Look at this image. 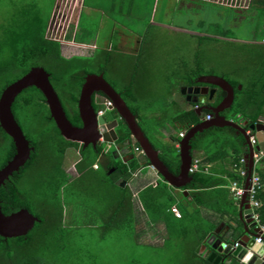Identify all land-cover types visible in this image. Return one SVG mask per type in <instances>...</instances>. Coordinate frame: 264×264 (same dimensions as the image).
Returning <instances> with one entry per match:
<instances>
[{
	"label": "trees",
	"instance_id": "obj_1",
	"mask_svg": "<svg viewBox=\"0 0 264 264\" xmlns=\"http://www.w3.org/2000/svg\"><path fill=\"white\" fill-rule=\"evenodd\" d=\"M181 1L187 3V0ZM188 1L191 4L198 2ZM231 10L236 14V19L241 17L237 12H242L243 20L251 17L260 21L252 42L233 43L213 36L194 35L198 38L195 41L193 69L184 74L174 73V81H171L170 76H163L159 81L156 76L154 88L166 92L163 94L162 105L156 106L148 102L146 97L155 96L159 90L146 91L140 86L146 77L140 73L142 62L139 59L132 63V73L127 74L122 69L124 61L118 59L112 50H98L94 57L67 58L62 54L61 42L48 36V25H41L40 16L34 14L30 7H25L20 15L22 20L17 18L16 24L3 27L2 30L0 97L8 86L25 76L33 67H42L50 74V81L68 119L74 126L80 127L82 121L78 105L86 77L90 74H104L106 78L108 69L112 68L110 70L121 81L120 89L107 78L106 80L135 115L138 125L158 151L160 159L170 172L179 175L180 133L187 134L203 121V116L212 115V112L205 110L203 116L199 115L196 108L199 104L195 103L189 110L176 108L178 112L172 114L168 98L173 88L175 90L182 84L189 83L197 85V79L203 75L222 76L235 91L233 104L223 115L227 119L247 121V130L251 125L264 120V0H251L248 8L242 11ZM204 40H207L205 46ZM207 46L214 54L221 51L220 47L223 49L219 61L226 60L224 72L201 66L202 50ZM94 66H98L100 71L92 72L90 69ZM163 80H169L173 84L165 87ZM226 95L219 88L214 106L219 105ZM93 99V107L97 113L103 111V116L110 121L119 118L115 146L125 149L129 147L128 153L119 155L113 145L109 148L105 144L84 148L77 142L66 140L51 117L44 94L38 88L28 87L16 97L12 112L34 151L25 166L0 187V206L6 215L27 209L40 221L25 236H0V264H48L47 253H61L72 244L80 228L79 213L84 210L89 215L87 226L102 223L97 229L103 231V237L113 230L136 231V198L151 223L160 220L164 222L167 240L174 239V248L182 264H214L209 261L210 254L215 252L212 247L207 246L210 253H202L201 249L211 236L216 235L221 221H226L234 229L227 239L218 236L225 243L239 241L243 229L238 219L239 203L231 193L228 180L216 179L215 169L210 168L209 173H205L204 169L208 164H226L231 157L229 178L243 185L244 178L240 170L244 165L241 161L249 151L245 137L232 127H212L196 134L191 140L192 155L197 158L198 153H203L204 158L199 159L200 169L190 173L192 182L183 189H176L159 175L161 179L156 184H146L135 196L130 182L137 172H147L151 166L150 161L142 153L138 142L135 141L131 147V131L117 111L108 110L103 104L97 105ZM157 112L159 116H155ZM170 114V120L165 119ZM140 120L146 121L147 126H142ZM166 122L174 129L167 140L164 134ZM70 149L77 150L80 155V160L75 164L77 175L73 178L64 167ZM15 154L13 139L0 126V170ZM95 165L98 166L97 169L94 168ZM261 176L264 179L263 174ZM183 190L189 191L188 196L184 195ZM258 199V213L264 224V190L259 192ZM96 202H102L101 206L96 205ZM175 206L180 211L179 218L172 210ZM68 210H71L69 222ZM232 221L238 226L234 228L230 224ZM225 264L243 263L230 252Z\"/></svg>",
	"mask_w": 264,
	"mask_h": 264
},
{
	"label": "rangeland",
	"instance_id": "obj_2",
	"mask_svg": "<svg viewBox=\"0 0 264 264\" xmlns=\"http://www.w3.org/2000/svg\"><path fill=\"white\" fill-rule=\"evenodd\" d=\"M75 1L0 0V39L3 27L16 24L18 19L22 20L20 15L25 7L27 9L30 7L34 14H38L41 19L40 24L45 26L49 24L54 10L48 29L50 38L60 39L64 31L72 33L79 15V10L72 8L74 5L76 6ZM97 1L87 0L78 26L90 31L99 30L100 41L112 36V27L116 25L117 21L119 32L122 31L132 37L149 38L154 36L156 40H154L152 48L157 50V60H155L156 66L152 72L155 73L158 68L161 73L155 75L159 81L163 79L161 77L163 74H184L192 69L195 65V41L198 38L194 35L218 36L231 40H252L255 29L260 24L257 18L246 17L243 20L242 12H237L241 17L236 19V14L231 10H245L251 0H198L193 4L188 0L187 3L181 0H116V11L111 13L113 20L105 17L103 22L101 21V19L103 20L101 12L91 8L96 5ZM106 1H103L105 11H107ZM169 25L174 29H168ZM204 42L205 46L207 40ZM64 47L65 56L71 57L79 53L77 49H72L69 45ZM208 47H204L205 49L202 50L201 66L209 69L215 65V69H222L226 60L221 62L219 60L223 51L221 47L223 48L224 45L220 47L221 51L218 50V54H214ZM110 69L112 68L108 69L106 78L120 89L121 84L114 82V75ZM90 70L99 72L100 68L94 66ZM170 78L171 81H174V75H171ZM164 93L166 92L157 91L153 99L161 102ZM140 122L142 126H147L146 121L140 120ZM79 158L77 150L70 149L67 152L64 167L71 178L77 175L75 164ZM153 171L155 173L153 172V175L145 180L146 184L156 179L157 172ZM96 203L99 206L102 204V202ZM135 205L137 230H113L106 237H103L102 230L97 229L102 223L97 226H87L89 215L85 210L81 211L78 221L80 228L72 240V244L70 243L61 253H47L48 264H132L134 262L137 264H182L174 248V239L167 240L168 234L164 222L160 220L157 223H151L137 198ZM70 220L71 210H68L67 221Z\"/></svg>",
	"mask_w": 264,
	"mask_h": 264
},
{
	"label": "water",
	"instance_id": "obj_3",
	"mask_svg": "<svg viewBox=\"0 0 264 264\" xmlns=\"http://www.w3.org/2000/svg\"><path fill=\"white\" fill-rule=\"evenodd\" d=\"M198 82L221 88L227 95L217 107L206 106L203 107L201 111H198V114L201 115L203 110H210L213 118L210 121L203 120L200 124L191 128L187 132L185 138L181 140V170L179 175H174L160 159L158 151L145 136L137 123L135 115L129 109L122 96L105 79L103 74H90L86 77L78 105L83 125L82 127H78L74 126L68 119L60 98L50 81V74L42 67H33L25 76L8 86L0 97V126L13 139L16 147V154L13 159L0 170V187L4 185L15 172H18L25 166L31 158L32 151H34V148L30 146V141L26 138L12 112V106L16 97L23 90L31 86L38 88L44 94L51 117L55 121L61 135L68 141L83 145L84 148L89 145L97 147L100 146L102 142L111 144L118 140L116 132L118 120L108 123L106 118L103 115H99L93 107V94L95 92L104 93L113 102V106L110 109H115L120 117L125 120L131 131L132 138L139 143L143 154L148 158L151 166L170 186L177 189H183L192 182V177L190 176V167L193 161L191 140L196 134L212 127H232L245 137L246 144L249 148V153L246 156L248 161V176L245 181V194L240 201V218L245 225V233L239 240L240 247L232 253V256L236 257L243 264H264V246L259 251H253L251 247H249L250 244L254 245L256 248L259 247L255 244V239L259 236V229L252 219V211L250 209L247 194L254 169L255 151H264V124L257 123L250 126V129L256 132V138L260 142L258 146H253L245 128L248 123L245 122L244 125H240L222 115V113L228 110L233 104L235 91L232 85L224 78L214 75L202 76L198 79ZM183 91H185V89ZM188 93L196 96L193 102L198 103L199 96L201 95L209 96V99L213 100L216 89L193 87L188 89ZM185 195H188V191H185ZM37 221L40 220L27 209H21L10 215H6L3 213L0 206V236L4 238L27 235L28 232L34 228ZM224 243L225 242L221 239L209 243L215 251L209 256L210 262L214 264H225L226 256L229 255L230 251L224 249Z\"/></svg>",
	"mask_w": 264,
	"mask_h": 264
},
{
	"label": "crops",
	"instance_id": "obj_4",
	"mask_svg": "<svg viewBox=\"0 0 264 264\" xmlns=\"http://www.w3.org/2000/svg\"><path fill=\"white\" fill-rule=\"evenodd\" d=\"M103 1L104 0H98L96 2V5H94L91 8L93 10L97 11V12H101L102 18H103V20L101 19L102 22L104 21L105 17H107L109 20H113V17H112L113 14H111V13L116 11L117 1L116 0H107L106 1V9H107V11L104 10L105 8H104V5H103L104 4ZM171 1H174V0H171ZM86 3H87V0H83L82 5H81L80 10H79L78 18H77V20L75 22L74 31L72 33H70V34L68 33V31H66L65 32L66 34L63 35L64 36V40L61 43V45H62V47H61L62 54L64 55V48H65L64 46H66V45H69V47H71L72 49H75V50L77 49L79 51L78 54L73 55V56L94 57V55L97 53L98 50H107V51H111L112 50V51H115V53L117 54V58L118 59H122L124 61V66L122 67V69L124 70V72L126 71L127 74L128 73H130V74L132 73V71L134 70L133 67H132V63H134L135 60L139 59L142 62L141 68L139 69L140 73L142 74V76L146 77L145 81L141 82V84H143V85H140V86H142L143 89L146 90V91L156 92L157 90H159L157 88H154V87H156V82H157V80H155L154 78L156 77L155 74H160L161 72L158 70V68H157V71L155 73L152 72L153 68L156 66L155 60H157L156 59L157 50H156V48H155V50L152 48L153 44L155 43L154 40H156L155 37L154 36L149 37V38L148 37H144V38H142V37H132L130 35L124 34V32H122V31L119 33L118 32V28H117V25H119V24H118V21L115 20L117 22H115L116 25H113V27H112L113 28L112 36L108 37V39L100 41V32H99V30L98 31H92V30L90 31L88 29L87 30L86 29H81L78 26L79 18H80V16H82V13L84 11ZM56 4H57V2H56ZM56 4H55V6H56ZM54 9H55V7H54ZM120 10H122V8H120ZM108 12L110 13V15H109ZM53 13H54V10L52 12V16L49 19L48 28L50 27V22L52 20ZM99 27L101 28L102 26H99ZM163 28H164V26H163ZM167 28L168 29H171V28L174 29V27L173 26L170 27V25H169V27L167 26ZM117 34H119V35H117ZM213 37L218 38V39H220L222 41H225V42H233V43H251L252 42L251 40L243 41V40H231V39H226V38L222 39V38H220L218 36H213ZM263 43H264V41H263ZM142 51H144V55H142ZM65 57L70 58L68 56H65ZM170 58L172 59V57H170ZM224 65H223L222 69L218 70V68H217L216 70L218 72H224L225 71L224 70L225 69ZM172 67L174 69V64L172 65ZM211 68L215 69V65H213ZM192 69H193V67H192ZM112 74L114 75L113 80H115L116 83L121 84V81L116 78V74H114V73H112ZM171 75H174V73L163 74V76H166V77L167 76H171ZM211 75L222 77V76H219V75H216V74H208V75H203V76H211ZM163 76H161V77H163ZM104 77H105V75H104ZM222 78H224V77H222ZM198 79H197V82H198ZM163 82H164L163 83L164 86H167V87H171V85L173 84V83L171 84L169 80H163ZM157 87H158V85H157ZM193 87H208L209 89H216V93H215V96H214L213 100H210L209 96H204V95L199 96V102H198L199 108H197L198 111H201V109L203 107H206V106H214V102L216 100V95H217V90L219 89L218 87H216L214 85L199 83V82H198L197 85H193V84H190V83L187 84V85L182 84L181 86H179L175 90L173 88L172 89V93H171V95L168 98V101H169L168 103L170 105V108H172V114H176L178 112L176 110V108H183L185 110H189V109H191L192 104H195L193 102V100L195 98H193L191 100L188 97L190 95L188 93V89L193 88ZM184 89H185V91H183ZM161 91H164V90H161ZM190 96H192V95H190ZM106 100H110L111 101V99H109L108 97H107ZM146 100L148 102H151L152 104H154L156 106L162 105V101L159 102L156 99L154 100L153 97H146ZM151 100H153V101H151ZM104 102H103V105H104ZM217 106H214V107H217ZM110 108H107V109L108 110H113V109H110ZM204 111L205 110H203L202 113H201L202 116H203V112ZM159 115L160 114L158 112L155 113V116H159ZM222 115H223V113H222ZM162 116L164 117V115H162ZM170 116H171V114L170 115H166L165 119L168 120L170 118ZM205 117H206V115L203 116L202 120H205ZM229 120H232V119H229ZM233 121L238 123V124H240V125H244V123L247 122V121H242V120L241 121H235L234 119H233ZM169 123H171V121H169ZM169 123L166 122V127L164 129L165 140L169 139L171 134L174 133V129L172 128V126ZM259 123L264 124V120H261ZM249 131H251L252 135L256 137V132L252 131L250 128H249V130H247V133ZM134 142H135L134 139L130 142L131 143V147L134 144ZM259 144H260V142L258 141V144L256 146H258ZM258 151H263V150H256L255 153L258 152ZM128 152H129V150L126 151V153H128ZM248 153H249V151H248ZM248 153H247V155H248ZM246 156L244 157V159H246V161H247ZM197 158L198 159H203L204 158V154L203 153H198ZM193 159H195V158H193ZM79 160H80V158H79ZM231 161H232V158L230 157V158L227 159V163L226 164L224 162H221V163L218 162V164L217 163L208 164L206 166L207 168L204 169L205 173H209L210 172V168L213 169V170L215 169V173H214L215 178L218 179V180H228V182L230 184L229 185L230 190H231L233 182H235V181H231V179L229 178V172L232 169L231 168L232 166L230 164ZM247 163H248V161H247ZM246 167H247V164H246ZM153 170H155V169H153V167L150 166V167H148V170H147V172L145 174L143 172L139 171V172H137L134 175V178L130 182V186H131L135 196L137 195L138 191L140 189H142L146 185V181L145 180L147 178H149L151 175H153V172L155 173V171H153ZM253 171L259 173L260 176H261V174H263V176H264V158L258 163H255V160H254V169H253ZM156 175H157L156 179L153 182L148 183V184H156L161 179V177L159 176L160 174L158 172L156 173ZM246 179H244V182H243L244 185H245ZM262 190H264V189H262ZM185 191H188V190H183L184 195H185ZM188 194H189V191H188ZM185 196H188V195H185ZM237 201L239 203V218L238 219H239V221H241V224H242V229H243L242 236H243L244 233H245V225H244L243 221L240 218V201L241 200H237ZM249 205H250V203H249ZM250 209H251V206H250ZM251 211H252V209H251ZM230 224L234 228L236 226H238V224L233 222V221ZM233 232H234V229H232L230 227V225L227 224L226 221H221V223L219 224V226H218V228L216 230V233H215L216 235H213V236H211L208 239V241L206 243L207 245L205 244L202 247L201 252L202 253L203 252L210 253L211 251L207 249V246L210 245L209 243L211 241H215L217 239H220L218 236L224 237V238L227 239V238H229L232 235ZM255 244H257L256 240H255ZM257 245L259 246L257 248L254 247V245H251V244L249 245V247H251V250H253V251H259L264 246V244L263 245L257 244Z\"/></svg>",
	"mask_w": 264,
	"mask_h": 264
},
{
	"label": "built area",
	"instance_id": "obj_5",
	"mask_svg": "<svg viewBox=\"0 0 264 264\" xmlns=\"http://www.w3.org/2000/svg\"><path fill=\"white\" fill-rule=\"evenodd\" d=\"M82 2H83V0H76L75 1L76 6L74 5V7H72V8L74 10L76 8L78 10H80ZM65 32L66 31H64V34H66ZM63 35H61L60 39H56V38H51V39L58 40L62 43L64 40ZM104 105L106 108H110L113 106V102L110 100H106L104 102ZM196 108H199V106H197ZM98 114L103 115V111H99ZM212 118H213L212 115H206L205 120L210 121V120H212ZM248 135L250 136V140H251L252 145L256 146L258 144L257 138L252 135L251 131L248 132ZM185 136H186V132L180 133V137L182 139L185 138ZM178 147L180 148L181 144H178ZM263 158H264V151H258L254 154L255 163L260 162ZM241 163L244 165V168H242L240 170V174L244 179H246L248 176V169L246 167V164H247L246 159H242ZM94 168L97 169L98 166L95 165ZM199 169H200V160L198 158H195L192 161V164L190 167V173H194V172L198 171ZM262 189H264V179L259 175V173L253 171L251 181H250V185H249V188L247 190V194H248V201H249L251 209H252V219L256 223V227L259 229V236L255 240H256V243L260 244V245L264 244V224L261 223L260 215L258 213V209L260 207V201L258 199V194ZM231 192L237 200H241V198L245 194L244 183H243V185H240L236 181L233 182L232 187H231ZM172 210L178 218L181 217L180 211L176 207H174ZM239 247H240L239 241H235L232 243H224V249H228L231 253L236 251Z\"/></svg>",
	"mask_w": 264,
	"mask_h": 264
},
{
	"label": "flooded vegetation",
	"instance_id": "obj_6",
	"mask_svg": "<svg viewBox=\"0 0 264 264\" xmlns=\"http://www.w3.org/2000/svg\"><path fill=\"white\" fill-rule=\"evenodd\" d=\"M188 97H189L191 100H192L193 98H196V96H194V95H192V96L189 95ZM92 98H94V99H93L94 103L98 105V104H103V102L107 99V96H106L104 93H102V92H95V93L93 94V97H92ZM106 120H107L108 123H111V122L114 121V120H119V118H115V119H113V120H111V121L108 120V119H106ZM82 125H83V124H81L80 127H82ZM103 144H105L107 148H109V147H111V145H113V146L115 147V149L117 150V153H118L119 155L129 150V147H128L127 149H125V148H121L120 146H115V142H114V143H111V144H109V143H105V142H102L101 145H103Z\"/></svg>",
	"mask_w": 264,
	"mask_h": 264
}]
</instances>
